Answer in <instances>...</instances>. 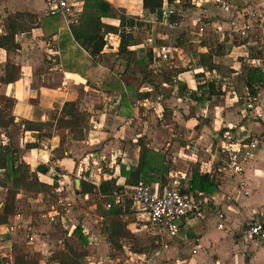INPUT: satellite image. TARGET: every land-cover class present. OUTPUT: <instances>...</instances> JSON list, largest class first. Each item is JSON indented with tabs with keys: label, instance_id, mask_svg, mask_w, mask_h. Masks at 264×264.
<instances>
[{
	"label": "crops",
	"instance_id": "0c3cea01",
	"mask_svg": "<svg viewBox=\"0 0 264 264\" xmlns=\"http://www.w3.org/2000/svg\"><path fill=\"white\" fill-rule=\"evenodd\" d=\"M73 1L83 18L87 0ZM103 1L111 5L114 16L103 19L105 23L120 26L124 16L152 25L156 21V16L144 8L143 0ZM207 1L189 0L199 10L208 7ZM46 2L0 0V36L11 34L10 19L17 14L34 16L22 24L31 29L17 37L18 49H0V97L14 100L10 115L16 120L8 129L0 128V147L19 149L21 162L33 172L39 166L48 167L47 174H39L40 180L48 185L57 182L60 186L52 193L60 198L57 205L46 206L43 218H23L19 214L9 224L0 225V262L9 258L14 264H61L59 253L80 226L85 237L79 250L83 264H264V243L247 242L241 237V230L264 210V139L246 166L249 196L239 192L238 178L221 168L210 154L230 126H243L253 135H264V88L253 110L247 113L250 98L244 83L248 65L254 67V60H260L264 68V59L251 58L254 48L264 45V30L254 28L242 45L234 46L225 56H215L214 63L220 69L207 71L205 78L218 82L220 94L200 102L191 97L198 81L190 69L202 68L200 55L208 53L209 46H201L198 62L189 68L166 64L170 71H179H174L177 84L171 79L156 83L151 69L169 61L159 58L156 48L158 60L153 65L130 61L119 55L120 36L110 34L105 37L101 56L93 58L72 35L71 27L76 24L64 17L50 16ZM230 5L229 12L214 7L226 19L215 21L219 45H231L233 36L241 39L236 29L247 23L252 11L264 6V0H230ZM136 30L135 37L139 39ZM224 30L231 32V38H226ZM146 37L129 50L148 48L151 38ZM171 49L175 51L170 60L181 54L177 48ZM9 72L14 81L2 83ZM130 93H138L136 96L143 99L133 103ZM66 104L70 105L64 114ZM61 117L80 121L76 130L84 139L75 140V130L70 127H58ZM24 122L50 133L39 148L26 149L27 144L38 140V133L26 130ZM142 139L159 161L169 166L175 181L206 207L183 220L178 236L171 238L151 224L146 212L134 206L125 216L131 239L120 241L122 248H115L102 233L104 216L100 212L106 205L94 203L85 218L80 216L78 199L91 194L80 195L77 190L82 180L91 182L92 175L102 173L100 169L95 173L93 166L103 162L115 168L114 177L119 175L118 183L124 185L121 166L127 170L138 166ZM195 175L198 180L193 184ZM199 175L208 176L209 182L199 180ZM111 178L104 174L105 180ZM156 184L160 183L151 185ZM43 199L40 194L33 203L40 207ZM219 214L225 217L222 230L218 228ZM143 220L149 224H141ZM143 235L156 245L151 252L136 248Z\"/></svg>",
	"mask_w": 264,
	"mask_h": 264
},
{
	"label": "trees",
	"instance_id": "16d2710c",
	"mask_svg": "<svg viewBox=\"0 0 264 264\" xmlns=\"http://www.w3.org/2000/svg\"><path fill=\"white\" fill-rule=\"evenodd\" d=\"M170 5L176 4L177 0H168ZM181 10H186V5L179 0ZM164 0H143L144 8L149 10L151 14L159 17L162 13ZM192 2H189V7ZM194 6V5H193ZM113 8L110 4L103 0H87L85 3L84 17L80 18L76 25H72V35L75 40L93 57L98 58L101 56L105 46V37L110 34H118L121 38V44L119 48V55L127 57L130 61H136L153 65L158 60L155 57V50L153 48H146L136 52L130 51L129 47L139 45L140 40L135 37L134 31L143 25L139 19L122 17L120 26H116L111 23H105L103 19L114 17L111 15ZM180 16H177L179 22ZM34 16L31 14H17L10 19L11 34L0 36V49L4 50H16L19 47L17 44V37L20 33L25 32L31 27L29 25H22L23 22H30ZM176 18V17H175ZM236 36L232 38V44H222L218 51H214V48H210L209 52L200 55V62L202 68L200 70L192 67L190 70L195 72V77L198 81L197 90L191 93V97L200 102L211 99L213 96L219 95L218 82L210 81L205 78L207 71H214L220 69L218 65L214 63L215 56H225L230 53L234 46H240L244 42L236 40ZM242 61V60H241ZM13 69V68H12ZM187 71V70H182ZM179 73V71H175ZM14 74V73H13ZM10 72L5 78L1 79L2 83H11L14 81V76ZM245 86L249 93V98L252 101H256L261 89L264 88V68L251 67L248 69L247 75L244 80ZM138 93H130V99L133 103L141 101L143 98L137 97ZM200 94V97H198ZM14 105V100L6 97H0V128H9L15 124L16 120L10 115V109ZM70 104H66L63 109V113L66 114ZM26 124V130L35 131L37 134V141L29 143L26 149L39 148L41 142L46 137L50 136V133L46 132L43 128L30 126V122H24ZM78 120H66L61 117L58 120V127H70L75 130L74 139L82 140L83 135H79L77 128L80 126ZM141 145L140 161L138 166L127 170L125 166H121V175L125 178V184L119 185L117 178H111L109 180H102L99 185H96L90 181L82 180L80 189L77 193L80 195L96 194L97 196L105 197L106 201H111L106 206L110 205V208L104 209V219L102 222V233L106 236L107 240L115 248H122L120 241L127 238V225L122 221L133 208L134 203L126 197V193L129 189H132L144 183L147 185L160 183L163 186H170L175 182V177L170 174V168L164 161H159L158 155L147 146L146 140L139 141ZM19 149L13 146L6 148L0 147V171H4L2 185L13 190L10 194V200L15 199V194L18 190L27 187L34 193H52L58 186L55 182L54 185H48L40 180L39 174H47L49 168L46 166H39L35 172H33L30 166L23 162H20ZM199 180L209 182L208 176H200ZM198 180L195 175V182ZM188 192V191H187ZM0 225L9 224L10 217L13 213L12 204L0 208ZM77 239V240H76ZM78 243L77 245L75 244ZM85 242L83 235V229L79 226L76 228L74 234L66 239V249L59 253V261L61 264H83L80 261L79 250L80 245Z\"/></svg>",
	"mask_w": 264,
	"mask_h": 264
},
{
	"label": "built area",
	"instance_id": "2783aa9c",
	"mask_svg": "<svg viewBox=\"0 0 264 264\" xmlns=\"http://www.w3.org/2000/svg\"><path fill=\"white\" fill-rule=\"evenodd\" d=\"M219 7L223 12L230 11V0H208ZM193 2V1H192ZM47 10L50 16H59L67 18L72 24H77L80 20L81 10L77 9V5L73 0H47ZM180 1L177 0L176 4L170 5L168 0H164L162 13L156 17V24L163 25L169 29L177 27L178 21L175 17L179 16L177 5ZM197 4V3H194ZM183 13V11L181 10ZM254 28L264 30V6L252 11L249 15L247 23L236 29V33L243 40L249 38ZM175 50L162 47L160 49L159 58L164 61L170 60ZM253 66L259 68L261 66L260 60H254ZM174 83H178V79H173ZM250 100V99H249ZM254 101L250 100L246 105V112L253 110ZM245 127L234 125L230 126L225 133L224 139L218 147L210 154L212 160L217 162L221 168L227 172L232 173L238 178V190L245 196L250 195L248 188L246 166L253 159L255 152L261 145L260 138L247 132ZM237 132L239 134L234 135ZM101 175H92V182L99 185L102 181ZM127 195L129 199L146 212L149 220L155 227L161 228L171 238H175L179 234L180 223L194 215L199 211L204 203L200 200H195L186 190L182 187L181 182L175 181L170 186H163L160 184L147 185L140 183L131 189ZM110 208V205L107 206ZM221 223L218 228L224 229L225 217L219 214ZM241 237L247 242L264 243V210H260L255 219L247 224L241 230ZM139 261V258H135ZM0 264H14L9 258L3 259Z\"/></svg>",
	"mask_w": 264,
	"mask_h": 264
},
{
	"label": "rangeland",
	"instance_id": "374dc122",
	"mask_svg": "<svg viewBox=\"0 0 264 264\" xmlns=\"http://www.w3.org/2000/svg\"><path fill=\"white\" fill-rule=\"evenodd\" d=\"M184 1L185 2L183 4L186 5L185 13L181 12V9H182L181 6L177 7V10H179V14H180L179 19L181 20L178 22L176 28L169 29L163 25L156 24V23H153V25L143 23L141 27L136 28L138 29L136 31L138 33V38L140 41L147 39L146 37L147 35L150 36L151 43H148V48L150 47L156 48L158 51V57H159V50L162 47L177 48L179 52L181 53L180 55H177V56L175 55V59L169 60L166 63L163 62L162 63L163 65L161 67L151 69V75L153 76V81L156 83L163 81V80L171 79L173 84H177L173 82V79L178 77L174 73L175 68L170 71L169 69H167L166 64H172L174 66V64L176 63V64H180L181 67L186 66L187 68H189L190 66L195 64V61L198 62V51L202 45H207L210 48H214V51H218L219 47L221 46L219 45L220 39L215 37L216 35L215 34V21L224 22L226 19L225 18L223 19V16H220L217 10H215L214 8L215 4L212 3L211 1H207L209 2V5H206L208 7H206L205 10L203 9L199 10L198 8H195V6L193 5L189 7V0L188 1L184 0ZM215 14L217 15L215 16ZM176 20H177V17H176ZM224 34L227 39L231 38V32L224 30ZM236 38H237L236 40L238 41L241 40V42H245L243 39H239L238 37ZM259 48H261L262 50ZM263 52H264V45L258 46L254 48V50L251 52V58L260 57L264 59ZM240 59L244 62V64H247L246 59H243V58H240ZM248 66H249L248 69L252 67L251 65H248ZM262 135L263 134H255L256 137L263 140L264 135L263 136ZM178 137L180 138L181 136L178 135ZM189 144H190V141H189ZM166 153L168 154L169 151ZM99 169L102 172L100 173V175L103 178L102 180H105L104 174H107L108 177L111 176L112 178H115L114 177L116 175L115 168L110 169L109 167H107V164L105 162H103L97 167L93 166V170L95 171V173L98 172ZM4 174H5L4 171H0V204L2 203L1 208H4L5 206L9 207V205L12 204L13 213H12V216L10 217V222L14 219L15 216L19 214H22L23 218H27V217H30L32 219L35 217L43 218L42 216L46 213L45 212L46 206L49 207L51 205H57L59 203L60 197L57 196L55 193L48 194L49 192H46V193L37 194V193L31 192L27 187L18 190L17 193L15 194V199L10 200L9 199L10 194L14 191L13 190L11 191V189L4 187L2 185ZM117 178L119 180L120 178L119 175ZM181 185L184 188L182 183ZM128 192H131V189H129L127 193ZM127 193H126V197L129 199V196L127 195ZM40 194L44 196V199L41 202L43 205L39 207L37 204L33 203L34 201L33 199L34 197L39 196ZM62 196L64 197L65 195H62ZM78 200L80 201L78 205L82 209L79 215L83 216L84 218L86 217V213H88L87 210L90 208L92 204L98 203L101 207H103L104 204L107 205L111 202V201L107 202L105 197L97 196L96 194L90 195V197L86 199L84 197H81ZM134 206L138 208L140 207L135 204ZM205 207L206 206L204 203L202 210ZM105 208L107 209V206H105ZM100 215L104 216V210L103 212H100ZM96 220L98 221V223H100L98 218ZM122 221L125 222V224L127 223L125 220V217L122 218ZM146 222L149 224V222L146 220L141 221V224L146 223ZM143 236H144L143 238L141 237L138 240L136 244V248L137 249L141 248V250L143 249V250H146L147 252H151V247L156 246V245L154 242H152L153 240L148 239L145 235ZM126 239H131L129 232H128Z\"/></svg>",
	"mask_w": 264,
	"mask_h": 264
},
{
	"label": "water",
	"instance_id": "95a60500",
	"mask_svg": "<svg viewBox=\"0 0 264 264\" xmlns=\"http://www.w3.org/2000/svg\"><path fill=\"white\" fill-rule=\"evenodd\" d=\"M78 185H80V181H78Z\"/></svg>",
	"mask_w": 264,
	"mask_h": 264
}]
</instances>
